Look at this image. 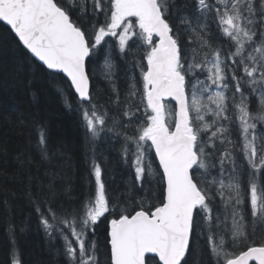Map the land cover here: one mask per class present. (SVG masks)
I'll list each match as a JSON object with an SVG mask.
<instances>
[{
  "label": "snow or ice",
  "instance_id": "obj_1",
  "mask_svg": "<svg viewBox=\"0 0 264 264\" xmlns=\"http://www.w3.org/2000/svg\"><path fill=\"white\" fill-rule=\"evenodd\" d=\"M0 22L37 70L65 76L86 130V193L66 183L57 203L55 172L46 194L25 192L63 264H264V0H0ZM97 67L117 115L99 100ZM108 133L128 173L118 193L97 152ZM6 231L0 264H24L23 227Z\"/></svg>",
  "mask_w": 264,
  "mask_h": 264
},
{
  "label": "trees",
  "instance_id": "obj_2",
  "mask_svg": "<svg viewBox=\"0 0 264 264\" xmlns=\"http://www.w3.org/2000/svg\"><path fill=\"white\" fill-rule=\"evenodd\" d=\"M29 55L10 28L0 22V261L7 259L6 230L11 221L18 229H24L18 231L17 237L24 264H63V258L57 257L51 248L52 244L59 246L61 242L57 240L50 244L25 192L29 187L36 192L44 186L46 194V186L55 172L59 174L56 179L57 203L69 202V197L61 191L66 183L71 185L72 198L84 195L88 190L89 144L75 96L67 87L65 76L50 75L43 68L37 70L39 62L33 58L29 63ZM102 63V57L98 58L96 65ZM117 64V86L123 98L125 66L119 60ZM96 70L94 86L98 88L99 100L108 107L110 115H117V108L109 103L110 87L99 75V67ZM66 96L72 101L71 108L65 103ZM19 115L23 116V124L18 122ZM36 122L46 125L48 147L50 154H54L51 160H43L36 147ZM120 143L111 133L102 134L96 142L98 154L102 153L104 157L102 166L108 171L111 190L117 193L124 190L123 180L128 174L120 160ZM19 153L28 156L32 163L20 168L15 160ZM153 164L157 165L158 160L154 158ZM97 236L105 238L106 226L98 228Z\"/></svg>",
  "mask_w": 264,
  "mask_h": 264
},
{
  "label": "water",
  "instance_id": "obj_3",
  "mask_svg": "<svg viewBox=\"0 0 264 264\" xmlns=\"http://www.w3.org/2000/svg\"><path fill=\"white\" fill-rule=\"evenodd\" d=\"M18 38V37H17Z\"/></svg>",
  "mask_w": 264,
  "mask_h": 264
}]
</instances>
